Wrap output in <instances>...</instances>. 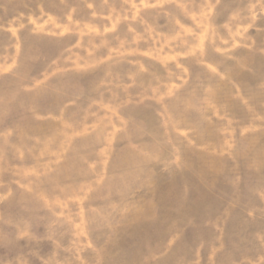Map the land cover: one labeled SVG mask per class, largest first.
<instances>
[{"label": "rangeland", "instance_id": "rangeland-1", "mask_svg": "<svg viewBox=\"0 0 264 264\" xmlns=\"http://www.w3.org/2000/svg\"><path fill=\"white\" fill-rule=\"evenodd\" d=\"M0 264H264V0H0Z\"/></svg>", "mask_w": 264, "mask_h": 264}]
</instances>
